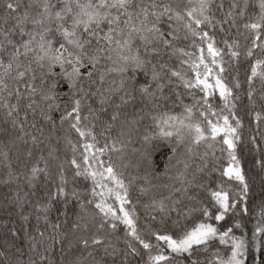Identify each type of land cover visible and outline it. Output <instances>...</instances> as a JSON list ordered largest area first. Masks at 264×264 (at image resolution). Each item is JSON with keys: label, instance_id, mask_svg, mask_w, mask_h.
Returning a JSON list of instances; mask_svg holds the SVG:
<instances>
[{"label": "snow or ice", "instance_id": "6c2138e0", "mask_svg": "<svg viewBox=\"0 0 264 264\" xmlns=\"http://www.w3.org/2000/svg\"><path fill=\"white\" fill-rule=\"evenodd\" d=\"M0 264H264V0H0Z\"/></svg>", "mask_w": 264, "mask_h": 264}, {"label": "trees", "instance_id": "16d2710c", "mask_svg": "<svg viewBox=\"0 0 264 264\" xmlns=\"http://www.w3.org/2000/svg\"><path fill=\"white\" fill-rule=\"evenodd\" d=\"M176 111H179V109L177 108ZM252 158L251 156H248L245 160V167L248 168V167H251L252 166Z\"/></svg>", "mask_w": 264, "mask_h": 264}]
</instances>
